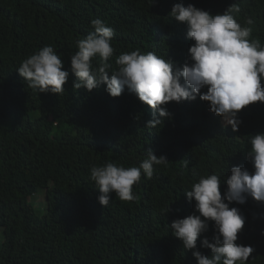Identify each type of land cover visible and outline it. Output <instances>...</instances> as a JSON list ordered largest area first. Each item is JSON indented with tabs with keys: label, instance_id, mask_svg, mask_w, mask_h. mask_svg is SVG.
<instances>
[{
	"label": "trees",
	"instance_id": "16d2710c",
	"mask_svg": "<svg viewBox=\"0 0 264 264\" xmlns=\"http://www.w3.org/2000/svg\"><path fill=\"white\" fill-rule=\"evenodd\" d=\"M176 3L212 14L236 4L234 18L252 28L250 40L264 45V0H0V264H197L193 250L172 237L170 224L180 210L184 217L195 211L184 192L200 176L217 174L224 182L230 166L254 171L246 153L250 137L264 132V103L240 110L234 132L207 112L210 102L199 95L198 102L171 101L164 106L172 113L153 128L146 124L154 110L127 87L117 97L103 94L104 84L75 89L70 68L77 40L94 31L96 18L114 29L112 70L121 53L136 49L182 66L194 41L187 25L170 15ZM249 17L253 25L246 24ZM48 45L69 72L60 94L39 93L17 71ZM98 62L93 58V67ZM149 149L165 155L167 165H154L151 179L142 172L135 200L111 193L101 205L91 168L109 162L138 167ZM226 188L222 183V195ZM41 193L46 206L39 213L34 198ZM250 199L249 211L230 205L248 217L237 243L254 249L246 264H264V203ZM214 234L210 221L197 240L205 255L211 250L200 241Z\"/></svg>",
	"mask_w": 264,
	"mask_h": 264
},
{
	"label": "clouds",
	"instance_id": "9594fccd",
	"mask_svg": "<svg viewBox=\"0 0 264 264\" xmlns=\"http://www.w3.org/2000/svg\"><path fill=\"white\" fill-rule=\"evenodd\" d=\"M150 3L153 5L155 0ZM239 11L236 4L222 13L212 14L192 4L176 3L170 15L187 25L186 36L194 41L188 48L190 61L181 66L154 52L142 54L136 49L121 53L115 59L116 70H112L109 62L115 51L111 45L114 29L99 18L93 19L94 31L77 40L78 51L70 57L71 72L76 77L73 87L91 91L104 84L102 92L107 97L109 94L120 96L127 87L154 110L153 119L146 124L153 128L172 113L164 106L168 102H198L199 95L200 99L210 102L207 110L210 115L213 112L221 116L224 126L228 125L226 128L239 131L242 123L239 111L254 102L264 103V45L258 39H249L252 28L242 27L234 18ZM253 23L251 17L247 18V25ZM96 57L98 66L93 67ZM17 71L39 93H62L69 77L63 60L50 45L25 58ZM205 87L207 91L202 92ZM250 145L246 156L254 171L230 166L225 170L231 172L226 181L222 182L217 174L200 176L191 190L184 192L190 201H195V211L184 217L180 210L178 218L170 224L171 235L178 242L181 240L185 249L193 250L197 264H246L254 251L251 246L237 243L238 233L248 217L239 208L230 207L236 202L248 210V204L252 203L250 197L264 203V132L251 136ZM146 152L147 158L138 167L109 162L91 168V179L99 189L101 205L109 204L111 193L122 201L135 200L133 186L140 182L142 172L151 179L154 165H167L169 160L165 155L157 156L151 149ZM183 163L187 167L189 161ZM222 183L227 185L223 195ZM210 221L214 222L215 234L211 240L204 236L200 241V247L211 250V255H205L197 248V240L208 231Z\"/></svg>",
	"mask_w": 264,
	"mask_h": 264
},
{
	"label": "rangeland",
	"instance_id": "374dc122",
	"mask_svg": "<svg viewBox=\"0 0 264 264\" xmlns=\"http://www.w3.org/2000/svg\"><path fill=\"white\" fill-rule=\"evenodd\" d=\"M44 198V193H41L34 198V203L38 208L39 213H42L45 209L46 201Z\"/></svg>",
	"mask_w": 264,
	"mask_h": 264
}]
</instances>
